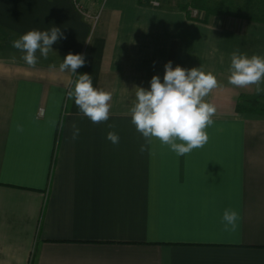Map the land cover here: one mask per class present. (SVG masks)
<instances>
[{
    "label": "crops",
    "instance_id": "0c3cea01",
    "mask_svg": "<svg viewBox=\"0 0 264 264\" xmlns=\"http://www.w3.org/2000/svg\"><path fill=\"white\" fill-rule=\"evenodd\" d=\"M87 4L100 14L94 30L72 0H0V264H264V114L237 112L256 85L228 82L234 51L264 57V21L194 20L149 0ZM52 26L66 39L27 65L12 42ZM69 52L85 55L77 74L111 93L106 122L69 97ZM168 61L219 83L205 98L216 108L208 142L180 157L159 141L141 153L129 111L135 87L163 80ZM225 209L239 214L234 230Z\"/></svg>",
    "mask_w": 264,
    "mask_h": 264
},
{
    "label": "clouds",
    "instance_id": "9594fccd",
    "mask_svg": "<svg viewBox=\"0 0 264 264\" xmlns=\"http://www.w3.org/2000/svg\"><path fill=\"white\" fill-rule=\"evenodd\" d=\"M62 38L66 39L61 28L56 26L48 30L32 29L14 40L12 47L23 53L22 59L27 65L34 67L38 63L37 52L46 59L53 51L52 46ZM85 64L83 53L69 52L60 70H70L77 76L68 95L74 99L83 116L93 124H100L109 119L112 95L94 88L92 75L77 74V69ZM228 71L231 85L238 88L256 85L258 95L264 91L259 87L264 81V57L255 54L249 57L234 51ZM218 87L217 77L212 72H205L200 66L190 69L180 65L173 67L172 61L164 65L163 80L159 75H153L150 88L135 87V103L129 111L132 124L145 141L140 147L141 153L149 150L154 141L167 146L177 157L203 148L209 140L206 129L214 123L212 117L216 112L215 106L205 98ZM17 130L22 131V128L17 126ZM79 132L80 129L74 124L73 140L79 136ZM106 138L114 145L120 140L114 131H109ZM238 219L237 211L225 209L221 223L225 230H234Z\"/></svg>",
    "mask_w": 264,
    "mask_h": 264
},
{
    "label": "trees",
    "instance_id": "16d2710c",
    "mask_svg": "<svg viewBox=\"0 0 264 264\" xmlns=\"http://www.w3.org/2000/svg\"><path fill=\"white\" fill-rule=\"evenodd\" d=\"M176 7L187 10L189 7L198 8L205 17L226 13H235L247 20L264 21V0L235 2L233 0H183ZM239 113L264 114V92L259 95H242L236 105Z\"/></svg>",
    "mask_w": 264,
    "mask_h": 264
},
{
    "label": "built area",
    "instance_id": "2783aa9c",
    "mask_svg": "<svg viewBox=\"0 0 264 264\" xmlns=\"http://www.w3.org/2000/svg\"><path fill=\"white\" fill-rule=\"evenodd\" d=\"M75 8L86 18L91 20L92 22V30L97 26L99 20H100V14L92 13L90 11V6L87 4V0H72ZM149 5L153 7H162L163 1L162 0H149ZM191 15L192 17H195L197 19H202L204 17V14L198 10V9H191ZM42 111V109H41Z\"/></svg>",
    "mask_w": 264,
    "mask_h": 264
},
{
    "label": "rangeland",
    "instance_id": "374dc122",
    "mask_svg": "<svg viewBox=\"0 0 264 264\" xmlns=\"http://www.w3.org/2000/svg\"><path fill=\"white\" fill-rule=\"evenodd\" d=\"M163 1V5L165 6H167V7H171V8H173V7H176V5L179 3V2H182L183 0H162ZM213 1H216V0H213ZM177 8V7H176ZM191 9H198V8H194V7H189V9H187L186 10V12L190 15V17L192 18V19H194V20H199V19H197V18H195V17H192V15H191ZM199 10V9H198ZM202 12V11H201ZM203 13V12H202ZM204 14V13H203ZM2 40H4L2 37H1V35H0V42L2 41Z\"/></svg>",
    "mask_w": 264,
    "mask_h": 264
}]
</instances>
